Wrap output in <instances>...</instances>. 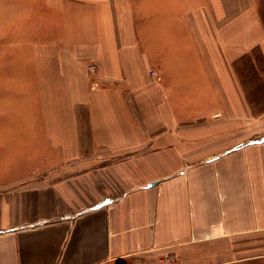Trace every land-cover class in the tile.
Instances as JSON below:
<instances>
[{"label": "crops", "instance_id": "0c3cea01", "mask_svg": "<svg viewBox=\"0 0 264 264\" xmlns=\"http://www.w3.org/2000/svg\"><path fill=\"white\" fill-rule=\"evenodd\" d=\"M220 1L0 0V264H264V0Z\"/></svg>", "mask_w": 264, "mask_h": 264}, {"label": "rangeland", "instance_id": "374dc122", "mask_svg": "<svg viewBox=\"0 0 264 264\" xmlns=\"http://www.w3.org/2000/svg\"><path fill=\"white\" fill-rule=\"evenodd\" d=\"M44 0H37L41 3ZM259 0H257L258 3ZM221 1L219 0V3ZM44 26V25H43ZM234 71L244 88L245 94L251 103L253 115L264 114V57L257 51L249 58L234 62ZM264 116V115H263Z\"/></svg>", "mask_w": 264, "mask_h": 264}, {"label": "built area", "instance_id": "2783aa9c", "mask_svg": "<svg viewBox=\"0 0 264 264\" xmlns=\"http://www.w3.org/2000/svg\"><path fill=\"white\" fill-rule=\"evenodd\" d=\"M88 67H89V69H91V70L94 69V65H93V64H90Z\"/></svg>", "mask_w": 264, "mask_h": 264}]
</instances>
